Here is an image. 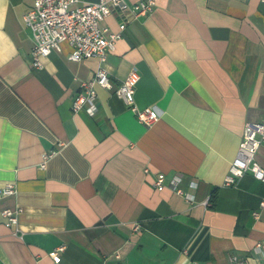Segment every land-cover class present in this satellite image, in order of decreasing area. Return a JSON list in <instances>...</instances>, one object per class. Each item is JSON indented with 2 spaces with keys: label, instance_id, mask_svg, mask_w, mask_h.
Wrapping results in <instances>:
<instances>
[{
  "label": "crops",
  "instance_id": "obj_1",
  "mask_svg": "<svg viewBox=\"0 0 264 264\" xmlns=\"http://www.w3.org/2000/svg\"><path fill=\"white\" fill-rule=\"evenodd\" d=\"M32 2L0 0V212L19 209L17 233L0 215V264H264V183L246 172L223 185L244 124L264 119V3L155 0L107 52L111 88L88 116L71 102L99 61H69L62 43L32 68ZM132 68L136 107L159 114L148 128L114 93ZM157 173L195 182L192 203L157 191Z\"/></svg>",
  "mask_w": 264,
  "mask_h": 264
},
{
  "label": "built area",
  "instance_id": "obj_2",
  "mask_svg": "<svg viewBox=\"0 0 264 264\" xmlns=\"http://www.w3.org/2000/svg\"><path fill=\"white\" fill-rule=\"evenodd\" d=\"M259 1L264 3V0ZM154 5L155 0H140L135 3H130L129 0H98L93 3L82 0H33L22 17L23 24L29 31L33 42L30 65L34 69H40L41 59L52 52H60L62 43H66L70 48L66 56L69 61L79 62L96 58L99 66L93 77L88 81L80 82L79 90L71 102L72 113L84 111L88 116H93L97 112L96 88H111L108 74L102 67L107 52L114 50L116 41L120 39L129 23L141 15L150 13ZM109 17L119 18L117 30L114 32H111L105 24V20ZM138 80V72L132 68L125 79L118 84L114 93L122 100L137 122L148 128L158 120L159 114L151 107L143 109L136 107L134 93ZM261 146H264V119L258 122H246L236 156L231 160L224 177V186L236 185L237 180L246 172H250L254 179L264 183V168H261L255 161V154ZM49 156L48 153L43 154L42 168ZM180 181L181 178L177 175L167 179L164 174L157 173L153 185L157 191L170 188L190 204L193 201L192 191L196 184L190 182L187 186L188 190H183L179 187ZM13 193V184H6L1 189L2 196ZM210 204L208 200L204 202L205 206H210ZM258 207L259 210L264 209V199L260 200ZM18 214L19 209H4L0 212L4 226L16 233ZM252 216L258 219L259 211H254ZM139 230L138 223L131 225L133 233H138ZM260 248L261 245L257 243L255 249L259 251ZM63 250L64 247L59 246L49 256L57 260ZM114 257L119 259L118 255ZM231 262L247 264L245 260L235 256L231 257Z\"/></svg>",
  "mask_w": 264,
  "mask_h": 264
}]
</instances>
